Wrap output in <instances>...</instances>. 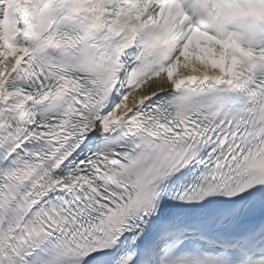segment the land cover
<instances>
[{
	"label": "snow or ice",
	"instance_id": "6c2138e0",
	"mask_svg": "<svg viewBox=\"0 0 264 264\" xmlns=\"http://www.w3.org/2000/svg\"><path fill=\"white\" fill-rule=\"evenodd\" d=\"M0 264H264V0H0Z\"/></svg>",
	"mask_w": 264,
	"mask_h": 264
}]
</instances>
